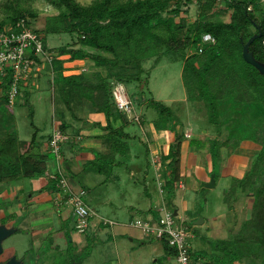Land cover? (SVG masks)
Segmentation results:
<instances>
[{"label":"rangeland","instance_id":"rangeland-1","mask_svg":"<svg viewBox=\"0 0 264 264\" xmlns=\"http://www.w3.org/2000/svg\"><path fill=\"white\" fill-rule=\"evenodd\" d=\"M78 1L87 5L94 0H91V3L89 0ZM10 3L11 0H0V23L6 24L0 29H8L11 25L8 21L11 13L7 9ZM220 4L224 5L222 1ZM21 5L38 13V17L33 19L31 25L32 28L43 32L46 18L57 14L45 0H31L29 3L21 0ZM183 10L189 11L188 14H181L176 21L179 22L182 17L188 23H193L202 12V6L193 3L190 6L184 5ZM214 18L229 21L230 16L220 14ZM45 35L47 48L54 51L55 59L59 47L68 45L79 47L77 35L64 33ZM192 53L194 50L190 51V54ZM64 62L65 65L70 62L69 56ZM154 63V58L144 62V68L150 76L148 85H144L143 89L140 83H121L126 88L133 108L132 118L128 117L134 123L127 130L132 137L128 140L129 151L127 152L125 148L121 150L116 157L115 165L107 166L109 170L105 174L96 171L95 168H88L86 172L70 179L75 191H79V186L86 188V195L83 198L96 213L95 223L102 224L103 227L100 229L90 227L87 232L80 233L76 228L77 220L73 209L66 203L65 205L56 202L59 191L52 190L51 182L46 178L55 175L59 169H63L66 174L65 158L56 159L53 161L52 171L50 169L46 177L23 178L19 182L0 184V225L17 229L14 235L3 242L4 252L0 262H7L6 260L15 256L24 264H119L120 261L117 260L119 258L122 259V264H158L154 262L156 258L167 264L162 241L133 224L142 219L154 227L159 226L166 211L174 213L175 210H178L176 222L189 228L193 234L195 241L194 239L190 241L193 250L208 255L206 258L221 256L215 246L216 242L231 239L240 231L243 224L251 219L254 191L242 192L235 182L250 169L253 158L262 146L258 142L242 139L238 145L220 147V155H217L216 159L217 166H214L213 144L210 139L215 138L217 127L210 123V110L204 102L188 99V92L182 79L183 59L165 54L156 67ZM66 67L65 70L69 71L68 64ZM79 68L81 70L78 75H84L92 82L97 81L95 75L98 73L108 75L107 69L96 67L90 60L81 64ZM55 77H58V74L53 73L52 66L40 68L27 86V89L28 87L32 89L30 105L13 109L16 116L14 127L18 131L20 141L29 142L32 139L36 131L32 123L39 129L40 141H43V136L46 141L53 132L54 125L57 123L55 127L57 129L60 123L64 122V117L67 123L74 126L70 132L85 127L84 123L83 127H80V122H77L75 116L79 119L82 116L86 121L87 114L94 108L88 98L89 92L85 88L77 93L73 91L69 100L72 109L68 108L66 101L69 96L63 95L60 86L53 83ZM113 85L115 87L119 83L115 81ZM150 99L170 107L181 133L185 135L188 133L190 138L194 137L192 140L188 138L186 140L190 143L194 141L192 148L189 143L188 146L190 151L193 148L197 151L195 153L197 157H192L191 166L190 162L186 166L184 188L178 187L173 194L165 189L164 173L156 170L161 158L156 160L155 155L147 147L146 131L149 128L155 129L152 124L159 117L157 112L149 107ZM31 110L33 117L30 116ZM136 116L142 119L141 123L134 121ZM2 130L5 132L4 128L0 132ZM227 133L223 132L219 137L220 141L227 138ZM23 150L25 149L20 147V151ZM96 155L98 156V153ZM106 158L112 161V157ZM211 164L213 170L205 174L210 181L216 176L214 177L216 186L209 188L207 184L210 181H197L194 172L195 166L207 171ZM89 179L93 181L90 182ZM71 180L79 186L73 185ZM54 194L56 201L55 198L49 201ZM150 210H153L154 216L157 217L147 219ZM201 220L203 223L198 225L197 222ZM103 222L108 224L104 225ZM113 229L121 231L120 234L115 236ZM130 233L134 235L139 233L144 241L135 239L134 243L131 242ZM71 244L75 250L73 255ZM132 246H139L141 250L133 256L129 254L131 259L127 261L126 255ZM171 259L172 263L176 264V257Z\"/></svg>","mask_w":264,"mask_h":264},{"label":"trees","instance_id":"trees-1","mask_svg":"<svg viewBox=\"0 0 264 264\" xmlns=\"http://www.w3.org/2000/svg\"><path fill=\"white\" fill-rule=\"evenodd\" d=\"M25 1L29 3L31 0ZM45 1L57 14L46 18L44 32L32 28L31 23L38 13L22 7L21 0H11L7 6L11 13L8 21L15 24L24 20L40 36L51 54L54 51L47 48L45 34L78 36L79 47L68 45L56 50L53 73L56 72L58 77L53 83L60 86L63 95L69 96L66 101L68 108L72 109L69 100L73 91L77 93L85 88L94 109L106 116L104 141L108 148L106 153H109L99 152L93 161L87 163L88 167L105 174L109 170L107 166L115 165L121 150L125 148L129 151L128 140L132 137L125 129L133 122L116 106L113 83L136 82L143 89L144 85H148L150 76L144 68L145 60L154 58L156 67L165 54L183 59L182 79L188 99L204 102L210 110V123L217 127L216 136L211 139L214 166H217L220 147L238 145L242 139L260 143L262 147L253 158L250 169L235 182L242 192L254 191L252 217L231 239L217 241L215 246L222 255L212 257L215 264H243L246 260L251 264H264V76L243 57L246 43L262 32V36L254 40L249 49L257 61L264 63V0H221L224 5L220 4V0H94L87 5L78 0ZM193 3L202 6L196 21L188 23L181 17L177 22L176 18L189 12L183 10V6ZM220 14L229 15V21L214 18ZM5 25L1 22L0 28ZM205 34L212 35L216 43L204 45ZM200 48H203L202 53L199 52ZM192 50L194 53L190 54ZM63 56H69L71 62L93 61L96 67L107 69L108 75L98 73L95 75L96 82L84 75L65 76ZM10 84L9 77L0 84V121L5 129V132H0L4 133L0 135V184L19 182L23 178L46 177L50 160H64L62 145L69 141L66 134L68 123L65 121L58 127L67 136V140L60 143L59 157L51 146L53 134L47 138L49 149L44 151L45 138L39 140V129L34 123L31 125L36 131L32 139L29 142L20 141L14 127L16 116L13 109L29 106L31 91L30 88H22L17 103L11 106ZM148 105L159 116L153 122L155 129L169 130L175 134L169 152L161 157L165 189L173 194L183 179L182 146L186 135L177 131L178 122L174 121L170 107L155 99H150ZM30 116L33 117L32 110ZM119 120H122V126L115 127ZM224 131L228 132L227 138L220 141L219 137ZM20 147L25 150L21 152ZM106 157H112V161ZM60 171L68 179L63 169ZM60 176L46 177L54 191H61L58 187ZM162 243L167 255L177 256L178 252L168 241ZM71 252V255L75 252L73 246ZM205 256L190 252L194 262Z\"/></svg>","mask_w":264,"mask_h":264},{"label":"built area","instance_id":"built-area-1","mask_svg":"<svg viewBox=\"0 0 264 264\" xmlns=\"http://www.w3.org/2000/svg\"><path fill=\"white\" fill-rule=\"evenodd\" d=\"M203 43L204 45H213L216 40L212 35L205 34ZM199 52L202 53L203 48H200ZM53 56L54 54L49 53L45 48L40 36L31 27H28L24 20L11 24L8 29L0 30V84L9 77L11 106H15L21 89L27 88L33 80L32 77L40 68L53 67ZM0 93H2V89H0ZM113 96L118 109L127 117L132 118V101L126 93V88L119 83L114 88ZM134 121L140 123L141 118L136 116ZM65 140H67V136L61 129H55L51 146L57 157L60 156V143ZM57 174L61 175L58 184V187L61 188L57 198L58 203L65 201L73 209L77 220L76 228L80 233H85L90 227L91 220L96 216V213L83 198L86 195V190H73L68 179L62 176L60 169L55 175L50 176L56 178ZM175 219L174 213L166 211L159 226L154 227L150 222L142 219H138L133 225L160 241H168L169 245L178 252L176 256L178 264H195L190 258L192 232L182 224H178ZM103 224L107 225L108 223L103 222Z\"/></svg>","mask_w":264,"mask_h":264},{"label":"crops","instance_id":"crops-1","mask_svg":"<svg viewBox=\"0 0 264 264\" xmlns=\"http://www.w3.org/2000/svg\"><path fill=\"white\" fill-rule=\"evenodd\" d=\"M66 57L67 56H63V57H61V59L64 60ZM86 61L85 60H82V61L78 60V61H74V62L70 61L69 63H67L69 66L68 68H70V70L69 71L65 70L64 75L65 76H70V75H75V74L78 75L79 71L81 70L79 67L81 66V64H84V62H86ZM66 65H64V67L67 69ZM28 88H30V90H32L31 87H28ZM83 107H84V105H83ZM84 111H85V108H84ZM87 115H88V118H86L87 119L86 121H85V118L82 116L80 117V119L77 116H75L77 122H80V127H83L82 123H84L85 127L79 128V129H74L73 132H70V129H72L74 126H72L70 123H68V125H67L68 130H67L66 134L69 136V141H67L66 143H64L62 145V152H63L64 158H65V168H66V174L68 175L69 183H70V179L72 177H76L79 174L86 172L88 170V168H91V167L87 166V163L93 161L96 158L97 153H99V152L100 153H106L108 150L106 143L104 141L106 133H107L104 130V127H106V125H107L106 116L104 115V113L98 112L94 108L91 109V112H89ZM64 121H65V123H67V120L65 119V117H64ZM143 123H142V125L144 126ZM95 124H98L99 126H95ZM122 124H123L122 120H119L114 125H115V127H120V126H122ZM131 124H134V123H131ZM131 124H129L125 129V132L128 134H129V132L127 130H128V128H130ZM56 126H57V123L54 125L53 132H54ZM177 131L181 132V130L178 129V127H177ZM53 132L48 137L52 136ZM145 135L148 138V144H147L148 150L151 151L153 155H155L156 160L159 157L161 158L163 154L166 155L169 152V147L175 140L174 132H171L169 130L157 131L154 128L153 129L149 128L146 131ZM186 136H187L186 138H188L189 140H192L194 138V137L190 138L188 133L186 134ZM48 142H49V140H47V139H46V141H44V146H43L44 151H47L49 149ZM188 143H189V146H191V148H192L191 143L188 142L187 140L184 141L183 146H182L181 172H182L183 178L187 176L186 172H185L186 168H187L186 167L187 164H189V162H190V166H191V162H192L191 158L197 157L195 154L197 151H195L194 148L192 149V151H190ZM53 161L54 160H50V162L48 164V172L50 171V169H51V171L53 169ZM157 164H158V166L156 167V170H159L160 173H163L164 171H163L162 162L160 161ZM193 166H195V165H192V167ZM92 169H94V168L92 167ZM195 169H196V172H194V175H195V178L197 181H201V182L210 181V180H208V177L205 173H211V171L213 170L212 164L210 167H208L207 171L199 168L198 166H195ZM71 181H73L72 182L73 185L79 186L78 184H76L74 182V180H71ZM89 181L92 182L93 180L89 179ZM71 187H72V185H71ZM161 187H162V185H161ZM78 188H79V190L80 189L86 190V188L84 186H79ZM179 188H184L183 179H182L181 183L179 184ZM72 189L75 190L73 187H72ZM54 198H55V194H54V196L49 198V201L50 200L53 201ZM55 201H56V198H55ZM56 202L58 203V200ZM58 204H65V201L58 203ZM154 215L155 214L153 213V210H150L149 215H148L149 218H147V219H151L152 217H157ZM101 225H97V223H95V218H93L90 222L91 228L95 227L97 229H100L103 227ZM120 232L121 231H119V230L113 229V234L115 236L120 234ZM130 236H131L130 241L133 243H134L135 239L144 241V239H142V237H140L139 233H138V235H136V234L134 235V234L130 233ZM192 236H193V234H192ZM192 239H194V237H192ZM194 241H195V239H194ZM163 249H164V246H163ZM139 250H141L139 248V246L130 247L129 252L126 255L127 261L131 259L128 256L129 254L131 256H133L135 253L139 252ZM192 251L199 253L198 251H194L193 248H192ZM171 256L172 257H169L166 254L165 249H164V257H165L167 264H173L171 258L176 257V256H173V255H171ZM206 256H208V255H206ZM206 256L204 258H199L197 263H195L194 261L193 262L195 264H205V263L215 264L213 262V257H207L206 258ZM117 260L120 261L119 264H122L121 258H119ZM159 261H160L159 258H156L154 260V262H156L158 264H160V263L165 264V263H163L161 261L159 262ZM247 261L249 262V264H251L249 260L244 261L243 264H248ZM176 264H178L177 261H176Z\"/></svg>","mask_w":264,"mask_h":264},{"label":"water","instance_id":"water-1","mask_svg":"<svg viewBox=\"0 0 264 264\" xmlns=\"http://www.w3.org/2000/svg\"><path fill=\"white\" fill-rule=\"evenodd\" d=\"M261 36H262V32H260L257 35H254L248 41V43H246V45L244 46V49H243V57L247 63L256 67L259 70V72L264 76V63L257 61L254 57V54L249 49L252 42L254 40L259 39ZM215 186H216V181H215L214 177H212V180L210 183L207 184V187L211 188V187H215ZM174 216L175 217L178 216V210H175ZM201 223H203V220L197 222L198 225H200ZM16 232H17V229L14 227H7V225H0V257L4 252L3 242L6 239H8L9 237H11L12 235H14ZM0 264H24V262L19 260L17 257L14 256L10 260H8L7 262H0Z\"/></svg>","mask_w":264,"mask_h":264},{"label":"clouds","instance_id":"clouds-1","mask_svg":"<svg viewBox=\"0 0 264 264\" xmlns=\"http://www.w3.org/2000/svg\"><path fill=\"white\" fill-rule=\"evenodd\" d=\"M89 3H91V0H89ZM49 7H51V6H49Z\"/></svg>","mask_w":264,"mask_h":264},{"label":"flooded vegetation","instance_id":"flooded-vegetation-1","mask_svg":"<svg viewBox=\"0 0 264 264\" xmlns=\"http://www.w3.org/2000/svg\"><path fill=\"white\" fill-rule=\"evenodd\" d=\"M2 225V224H1ZM9 260V259H8ZM8 260H6V261H8Z\"/></svg>","mask_w":264,"mask_h":264}]
</instances>
